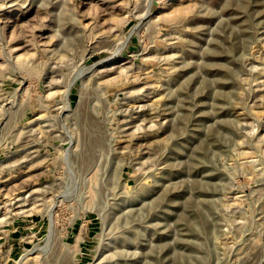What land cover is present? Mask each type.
<instances>
[{"label": "rangeland", "instance_id": "1", "mask_svg": "<svg viewBox=\"0 0 264 264\" xmlns=\"http://www.w3.org/2000/svg\"><path fill=\"white\" fill-rule=\"evenodd\" d=\"M0 264H264V0H0Z\"/></svg>", "mask_w": 264, "mask_h": 264}]
</instances>
